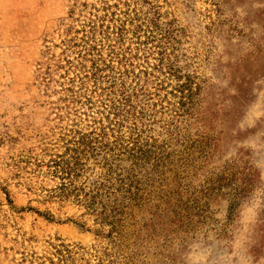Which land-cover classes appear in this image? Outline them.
Returning <instances> with one entry per match:
<instances>
[{"label": "rangeland", "instance_id": "rangeland-1", "mask_svg": "<svg viewBox=\"0 0 264 264\" xmlns=\"http://www.w3.org/2000/svg\"><path fill=\"white\" fill-rule=\"evenodd\" d=\"M0 264H264V0H0Z\"/></svg>", "mask_w": 264, "mask_h": 264}, {"label": "trees", "instance_id": "trees-1", "mask_svg": "<svg viewBox=\"0 0 264 264\" xmlns=\"http://www.w3.org/2000/svg\"><path fill=\"white\" fill-rule=\"evenodd\" d=\"M81 146L84 145V143H80ZM95 147L89 148V149H81L80 146L74 147L73 149H70V151L73 152L72 155L69 157L60 156L58 159L54 160V164L58 171L61 174H64V178L68 179V183H64L63 185H72L74 182V177L76 173L80 170L81 166L83 165V157H85L86 153L88 154L90 150H95ZM86 151V153H85ZM90 205L92 206L94 204V198L90 199Z\"/></svg>", "mask_w": 264, "mask_h": 264}]
</instances>
